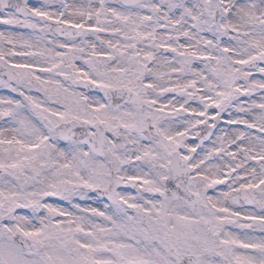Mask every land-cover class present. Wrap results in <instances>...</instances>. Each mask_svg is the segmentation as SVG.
Masks as SVG:
<instances>
[{"label":"snow or ice","instance_id":"obj_1","mask_svg":"<svg viewBox=\"0 0 264 264\" xmlns=\"http://www.w3.org/2000/svg\"><path fill=\"white\" fill-rule=\"evenodd\" d=\"M0 264H264V0H0Z\"/></svg>","mask_w":264,"mask_h":264}]
</instances>
